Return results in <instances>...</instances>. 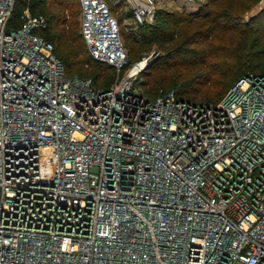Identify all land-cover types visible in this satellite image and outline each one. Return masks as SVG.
I'll return each mask as SVG.
<instances>
[{
	"label": "built area",
	"instance_id": "2783aa9c",
	"mask_svg": "<svg viewBox=\"0 0 264 264\" xmlns=\"http://www.w3.org/2000/svg\"><path fill=\"white\" fill-rule=\"evenodd\" d=\"M0 0V264H264V75L149 100L107 0H78L109 89L69 77L45 15ZM133 16L154 17L153 1ZM264 5V0H260Z\"/></svg>",
	"mask_w": 264,
	"mask_h": 264
},
{
	"label": "trees",
	"instance_id": "16d2710c",
	"mask_svg": "<svg viewBox=\"0 0 264 264\" xmlns=\"http://www.w3.org/2000/svg\"><path fill=\"white\" fill-rule=\"evenodd\" d=\"M72 1L18 0L9 29L22 25L21 14L26 7L34 15H45L49 26L42 35L54 45L67 76L91 79L95 87L109 89L117 71L89 53L81 33V19L72 22L64 13L70 10L71 15H81L80 9L74 10L78 9L77 3L70 5ZM257 1L208 0L198 11L161 12L157 23H137L138 29L128 33L123 31L122 23L124 18L133 17V12L124 16L109 4L121 24L130 64L140 61L154 45L160 51L140 73L136 89L149 100L175 90L179 98L217 103L240 78L250 73L264 75V9L249 20L244 18ZM48 2L65 11H48Z\"/></svg>",
	"mask_w": 264,
	"mask_h": 264
},
{
	"label": "rangeland",
	"instance_id": "374dc122",
	"mask_svg": "<svg viewBox=\"0 0 264 264\" xmlns=\"http://www.w3.org/2000/svg\"><path fill=\"white\" fill-rule=\"evenodd\" d=\"M152 1H153V6H154V9H153L154 17L153 19L149 18V22H153V23H157L159 21V18H160L159 14L161 12H164V11L194 12V11L200 10L208 2V0H152ZM137 2L141 6H147L149 4L148 0H137ZM69 3H71L70 5H74L75 3H77L78 9H74V10L80 9L79 4L76 0H73L72 2H69ZM108 3L111 6H113L115 9H118V11H120V14L124 13L125 14L124 16H127V14L130 12L132 13L133 7L136 4L133 2V0H108ZM119 3L121 4V7H119L120 6ZM45 7L48 11L51 10L54 14H59V13L61 14L65 11L63 7L61 8V6L55 3H52V2L46 3ZM263 9H264V5L261 3L260 0H258L255 7L252 8L249 12H247L244 15L245 20H249L252 16L259 14ZM69 11L64 12L67 18H69L70 21L72 22H79L81 19V15L79 16L75 14L71 15L69 14L70 13ZM138 27L139 26L137 24V21L134 19V16L124 18V22L122 23V29L124 32L128 33L129 30L131 29L137 30ZM77 29H80V25L77 26ZM158 54H160V51L158 52L157 46L154 45L152 49L146 53L145 56L153 55L154 57L152 58V61H153ZM136 82L139 83L140 81H136ZM135 85H138V84H135ZM203 90H205V88ZM203 98L205 97L202 96L201 99L205 100Z\"/></svg>",
	"mask_w": 264,
	"mask_h": 264
},
{
	"label": "crops",
	"instance_id": "0c3cea01",
	"mask_svg": "<svg viewBox=\"0 0 264 264\" xmlns=\"http://www.w3.org/2000/svg\"><path fill=\"white\" fill-rule=\"evenodd\" d=\"M80 6V5H79ZM80 11H81V8H80Z\"/></svg>",
	"mask_w": 264,
	"mask_h": 264
}]
</instances>
